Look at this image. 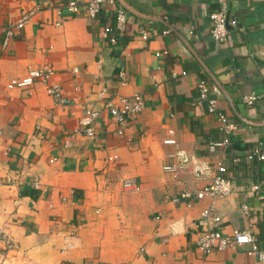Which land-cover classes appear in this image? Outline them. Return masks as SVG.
<instances>
[{
  "label": "crops",
  "instance_id": "obj_1",
  "mask_svg": "<svg viewBox=\"0 0 264 264\" xmlns=\"http://www.w3.org/2000/svg\"><path fill=\"white\" fill-rule=\"evenodd\" d=\"M68 1L0 0V233L13 242L0 252V264H257L242 249L204 255L197 241L210 227L224 234L239 228L264 247V160L247 158L260 142L264 150V0H117L96 17L87 0H76V12ZM119 5L127 22L122 33L113 30L112 43L102 30L115 26ZM223 7L229 35L218 43L210 14ZM24 17L3 47L4 28ZM141 27L155 32L143 39ZM30 68H52L49 84L59 85L66 102L41 81L8 89ZM202 78L218 97V110L238 125L215 152L209 141L225 133L208 102L199 100ZM252 92L260 96L246 107L243 96ZM135 93L144 107L120 137L107 104ZM93 105L102 111L90 138L80 119ZM169 136L210 169L195 171L190 163L178 186L163 169L175 148L164 144ZM218 160L234 191L197 198ZM126 178L141 191L124 189ZM179 187L190 196L174 202ZM206 208L221 220L203 218Z\"/></svg>",
  "mask_w": 264,
  "mask_h": 264
},
{
  "label": "built area",
  "instance_id": "obj_2",
  "mask_svg": "<svg viewBox=\"0 0 264 264\" xmlns=\"http://www.w3.org/2000/svg\"><path fill=\"white\" fill-rule=\"evenodd\" d=\"M117 0H87V6L89 15L96 17L100 12L104 4H115ZM221 1V0H219ZM67 9L71 12H76L79 10V4L76 0H70L66 4ZM116 22L115 26H105L102 30V35L108 38L112 43L117 42V37L112 34L113 30H118L122 33L125 29L127 22V14L125 8L121 5L117 6L116 9ZM210 19L212 21L211 35L215 41L218 43H223L228 39L229 28H228V14L226 9L223 7L219 11H214L210 14ZM26 21L24 17L14 26H6L4 28V38L2 41V46L6 47L10 41V38L14 35L15 28H21ZM61 21H57L56 25L61 24ZM155 32L154 29H146L141 27L139 29V35L143 39L149 38V36ZM168 30L163 31L167 33ZM166 52V51H164ZM162 51L157 52L161 55ZM74 72H78V68L74 69ZM54 70L52 68H30L26 75L20 78H13L7 83L8 89L20 88L28 89L32 87L36 82L41 81L48 84L49 91L54 96H60V87L57 84H49ZM185 74V73H184ZM199 88V100L208 102V109L211 113L217 116L220 124V129L225 133V137L222 140H211L208 143V149L210 152H215L218 148H225L230 143L229 134L238 128V125L231 121L228 116L218 110V97L212 96L213 89L209 85L206 79H201L198 82ZM260 94L252 92L243 96V102L246 107H251L255 101L259 98ZM61 102H66V99L59 97ZM109 111L111 113L113 123L116 126V133L120 137L126 135V130L130 126L131 120L135 114L140 112L144 107V100L139 93H135L133 96H123L120 97V104L113 105L112 103L107 104ZM101 108L93 105L89 107L84 115L80 119V131L90 138L96 136V131L94 127V122L97 117L101 114ZM164 144L172 145L175 148L167 154L168 158L172 159V162H166L163 164V169L166 172H171L176 179V184L182 185V180L179 176V172L184 167H187L190 163L193 164L194 170H209V165H201L199 161L193 155H190L185 149L179 146V141L176 137L169 136L164 139ZM71 141L66 139L64 144L66 146L70 145ZM258 145L250 147L247 152V158L253 160L255 158L259 160H264V150ZM228 169L223 163V160H218L215 165V175L206 183L201 189L196 192L197 198H203L206 195L212 198H220L230 195L234 191L233 180L227 175ZM123 188L132 191H141V186L133 178H126L122 182ZM254 189H258L259 185L255 184ZM190 194L185 188L179 187V190L173 197L174 202H179L182 198L189 197ZM242 210L245 214L249 213L250 207L247 203L241 205ZM202 217L205 219H213L214 223L221 220V217L214 211L213 208H206L202 211ZM0 252L2 250H7L12 247L11 237L2 231L0 233ZM198 248L208 255L214 251H221L227 248L232 249H242L248 255L253 256L257 260V264H264V247H262L256 236L248 229H234L230 234H224L219 229L210 227L205 229L197 241Z\"/></svg>",
  "mask_w": 264,
  "mask_h": 264
},
{
  "label": "water",
  "instance_id": "obj_3",
  "mask_svg": "<svg viewBox=\"0 0 264 264\" xmlns=\"http://www.w3.org/2000/svg\"><path fill=\"white\" fill-rule=\"evenodd\" d=\"M211 76L215 79V82H216L215 87H214V90H215L217 93H221V90L223 91L221 84H220V83L218 82V80L214 77V75H212V73H211ZM242 119H243L244 121H246L247 123L252 124V125H254V124H261V123H262V122L253 121V120L248 119V118H246V117H242Z\"/></svg>",
  "mask_w": 264,
  "mask_h": 264
}]
</instances>
